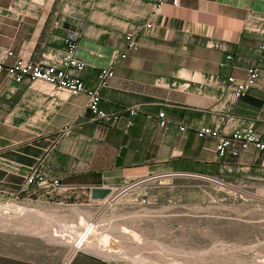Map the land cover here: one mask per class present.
<instances>
[{
	"label": "crops",
	"instance_id": "crops-1",
	"mask_svg": "<svg viewBox=\"0 0 264 264\" xmlns=\"http://www.w3.org/2000/svg\"><path fill=\"white\" fill-rule=\"evenodd\" d=\"M158 2L0 0V52H11L2 58L5 65L37 62L44 51L61 49L72 30L78 34L76 54L86 64L81 78L92 88L100 69L117 53L126 55L115 61L114 75L101 90L100 108L116 115L108 122L93 118L84 94L37 82L13 86L0 70V191H22L32 168L61 183L57 192L41 190L36 198L60 202L86 197L92 187L123 188L159 175L264 174V155L253 148L222 159L216 140L196 136L203 126L249 124L264 135V72L246 98L232 103L228 120L220 110L227 79L243 81L258 60L260 38L244 32V25L264 15V0L166 3L151 29L136 36L138 50L126 51L125 34L150 20ZM209 41L223 43L232 61H225L227 51L206 47ZM78 250L69 247L64 264H122ZM0 264L30 263L0 254Z\"/></svg>",
	"mask_w": 264,
	"mask_h": 264
},
{
	"label": "rangeland",
	"instance_id": "rangeland-1",
	"mask_svg": "<svg viewBox=\"0 0 264 264\" xmlns=\"http://www.w3.org/2000/svg\"><path fill=\"white\" fill-rule=\"evenodd\" d=\"M151 179L127 192L116 188L105 201H90L86 195L60 202L0 191V205L43 210L21 217L0 210V254L30 264H64L73 246L62 235L80 230L90 240L145 264H264V174L223 170L214 180L180 175ZM142 197L147 204L138 203Z\"/></svg>",
	"mask_w": 264,
	"mask_h": 264
},
{
	"label": "built area",
	"instance_id": "built-area-1",
	"mask_svg": "<svg viewBox=\"0 0 264 264\" xmlns=\"http://www.w3.org/2000/svg\"><path fill=\"white\" fill-rule=\"evenodd\" d=\"M179 1L180 0H159L154 6L151 19L144 25L136 26L133 30L125 34V50L136 52L138 50L136 36L151 29L153 22L152 18L157 16L160 8L164 4L170 3L172 6L176 7L179 5ZM244 32L254 34L260 38V43L257 48L258 60L255 64L246 69V76L243 81L236 82L232 77L227 79L228 87L222 99L223 105L220 108L222 112L226 111L227 120L229 119L228 113L232 108V103L246 98L251 89L254 88L260 73L264 72V15H256L249 18L244 25ZM62 45L63 47L61 49L51 48L44 51L37 62L18 59L10 65H5L2 58L9 57L11 52H0V70L5 71L8 82L13 86L21 84L31 85L35 82H40L51 86L56 90L65 91L72 96L84 94L87 98L86 108L95 120L106 122L115 120V114L106 113L100 108L101 90L108 87V82L114 75L113 65L116 60L125 59V53H117L108 67L100 69L97 73L95 86L88 88L81 78V73L86 68V64L76 54L78 49V34L75 31L67 30L62 38ZM205 46L227 51L225 61H232L233 57L231 52L223 43L209 41ZM223 65L224 63L220 64V66ZM156 83L160 85L162 80L159 79ZM134 114L135 113H132V115ZM157 117L159 119L160 127L164 128L166 126L164 114L160 112ZM128 124L130 125V123ZM67 131L68 128L63 129V133H66ZM179 131L183 133L186 131V128L180 126ZM196 136L199 139L211 138L216 140V153L217 156L222 159L227 157H237L241 152H247L250 148H253L256 152L264 155V135L259 134L253 124L246 125L242 128L226 126L223 128H220L219 126L212 128L203 126L196 130ZM199 177L207 180H214L213 178L206 176ZM137 186V183L129 184L120 188V192L123 190H125L124 192L130 191ZM59 188H61V183L58 180L54 179L48 181L44 179L38 169L32 168L25 177L22 192L37 194L39 191L44 190L46 192L55 193ZM109 188H111L112 191L117 190L113 187ZM111 195L107 199H109ZM88 200H90L89 192ZM138 203L140 205H145L147 204V200L142 197L138 200Z\"/></svg>",
	"mask_w": 264,
	"mask_h": 264
},
{
	"label": "bare ground",
	"instance_id": "bare-ground-1",
	"mask_svg": "<svg viewBox=\"0 0 264 264\" xmlns=\"http://www.w3.org/2000/svg\"><path fill=\"white\" fill-rule=\"evenodd\" d=\"M0 210L2 211V213H3V210L4 211H8V213H9V211L10 210H12L13 212H16L15 213V216H17V217H21L22 215H40V213H41V211H43L42 210V208H40V207H36V208H28V206H27V208L26 207H21V206H19V205H14V204H11V203H9V204H6V205H0ZM45 210V209H44ZM53 210V209H52ZM51 210V211H52ZM1 213V214H2ZM7 213V212H6ZM4 216H5V214H4ZM11 216V215H10ZM49 216V215H48ZM2 217V216H1ZM35 218V217H34ZM61 230H64V232H65V229H61ZM78 230V229H77ZM18 231H20V230H18ZM27 231V230H26ZM74 231V230H73ZM23 232V231H22ZM62 231H60V233H61ZM26 233V232H25ZM68 233V232H67ZM34 234H36V232L34 233ZM38 234V233H37ZM40 234V233H39ZM46 234V233H45ZM44 234V235H45ZM48 234V233H47ZM75 234L76 235H74V234H72V233H70L69 235H67V234H64V235H62L65 239H66V242L68 243V244H70L71 246H73V247H77L76 245H84L85 247H87V249H88V251H91L92 253H95V254H97V255H100V256H102V257H104V258H111V257H114V258H117V259H121V260H130V261H132L133 263L135 262L136 264H145V263H143V262H141V261H139L138 259H135V258H132V257H129L128 255H127V253H125V252H119V250L118 251H113V250H110L109 248H106L104 245H102L101 243H96V242H94V241H92V240H90L88 237H86V236H84V235H82V231H77V232H75ZM53 235L54 234H50V235H48V236H50V237H52L53 238ZM48 236H46V237H48ZM62 236H60V237H62ZM55 237H56V235H55ZM62 237V238H63ZM56 240V239H55ZM64 240V239H63ZM52 241V240H51ZM54 241V240H53ZM56 242V241H55ZM64 242V241H63ZM78 248V247H77Z\"/></svg>",
	"mask_w": 264,
	"mask_h": 264
},
{
	"label": "water",
	"instance_id": "water-1",
	"mask_svg": "<svg viewBox=\"0 0 264 264\" xmlns=\"http://www.w3.org/2000/svg\"><path fill=\"white\" fill-rule=\"evenodd\" d=\"M112 193L109 187H92L89 190V199L91 201H105Z\"/></svg>",
	"mask_w": 264,
	"mask_h": 264
}]
</instances>
